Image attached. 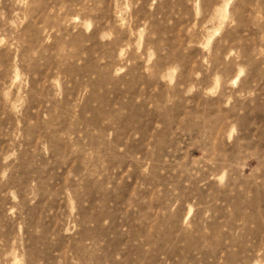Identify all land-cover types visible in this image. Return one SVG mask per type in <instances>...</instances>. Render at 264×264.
<instances>
[{
	"label": "rangeland",
	"instance_id": "1",
	"mask_svg": "<svg viewBox=\"0 0 264 264\" xmlns=\"http://www.w3.org/2000/svg\"><path fill=\"white\" fill-rule=\"evenodd\" d=\"M0 264H264V0H0Z\"/></svg>",
	"mask_w": 264,
	"mask_h": 264
}]
</instances>
